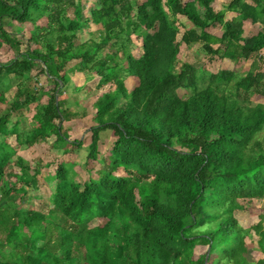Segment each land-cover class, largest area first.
Here are the masks:
<instances>
[{
  "label": "trees",
  "instance_id": "1",
  "mask_svg": "<svg viewBox=\"0 0 264 264\" xmlns=\"http://www.w3.org/2000/svg\"><path fill=\"white\" fill-rule=\"evenodd\" d=\"M177 15L194 28L180 33ZM88 23L100 25L101 41L76 42ZM216 23L220 35L209 31ZM246 23L257 32L246 34ZM133 36L141 39L137 57ZM191 44L230 61L262 56L264 0H97L87 19L75 0H0V47L9 55L0 59V264H264V212L248 230L238 222L245 203L264 198V103L241 105L227 93L263 89L264 69L220 68L199 88L208 69L177 64ZM36 67L43 88L24 78ZM73 71L108 87L96 95L88 84L76 88L94 100L88 176L61 160L46 178L47 209L24 207L40 171L17 156L23 175L7 172L16 156L7 138L82 146L63 132L78 115L62 96ZM180 90L193 93L182 98ZM108 131L114 139L103 153ZM200 245L206 252L197 253Z\"/></svg>",
  "mask_w": 264,
  "mask_h": 264
},
{
  "label": "rangeland",
  "instance_id": "2",
  "mask_svg": "<svg viewBox=\"0 0 264 264\" xmlns=\"http://www.w3.org/2000/svg\"><path fill=\"white\" fill-rule=\"evenodd\" d=\"M136 2H143L145 0H135ZM76 3H80L82 6V17L83 18H89L90 16V10L91 8L96 4L97 0H75ZM219 3H221L220 0H218ZM217 9H221V5L217 6ZM223 10L226 11V7L224 5ZM200 12H202V9L200 8ZM68 14L70 17L75 16V8H70L68 11ZM229 16V13L226 14V18ZM78 20V18H76ZM176 19L179 22L180 26V33H182L186 29L194 28V26L187 21V19L184 16L177 15ZM7 25V21L5 23V26ZM7 27V26H6ZM24 27V26H23ZM255 28V27H253ZM7 29L16 30L15 32L21 33V28L19 27H7ZM256 29V28H255ZM211 33L220 35L221 29L220 25L216 23L213 25L210 30ZM102 28L100 25L88 23L85 24L83 29L78 31L77 33V39L76 42H83L87 40L88 38H93L97 41H101V34H102ZM24 33H26V36L29 35V31L27 28H24ZM180 35L178 36V38ZM141 39L137 38V36H133V48L131 49L132 54H134L136 57L141 54ZM5 48L0 47V59L1 60H7L8 54L5 53ZM183 62H191L192 64H195L196 66H204L208 69V73L204 75V78L200 82L199 88H203L208 83V76L212 73H216L220 68L223 69H234L236 72H238L240 75L245 74L247 71L254 70V66L251 64V60L246 61H229L228 59H220L217 56L214 57H208L204 55V53L201 52V47L199 44H191L189 46H183L182 54L177 62V64L180 66ZM255 62L257 63V69L260 67V70L264 69V54L258 55L255 59ZM76 63V61H73L69 63L68 66H73ZM37 70L38 68H32L28 74L25 75L24 78H32L34 82L37 84L38 88H43L45 84V77L37 76ZM69 82L67 86L65 87L66 94L62 95L66 99V106L70 111L72 112H78V115L73 118V120L65 121L63 123V132L67 133L69 136V139L71 140H81L82 146L76 150H66L62 143L55 142L52 138L47 140L45 143H41L38 145H34L32 147H28L26 145H17L15 142V136H9L8 142L14 146V149L16 150V156L12 159L11 164L8 167L7 172H12L15 175H23V172L20 170V168L16 165L15 160L17 156L22 157L27 165L30 167L31 171L34 172L37 169L40 171V176H37L39 179L38 185L34 189H28V192H31V195L27 193V196L25 197L24 201L22 202L24 207L27 206H33L37 209H47V204L49 203V197L51 193V187L46 182V178L48 175L52 172H54L57 164L59 161L64 160L66 162H71L72 165L80 166L82 171L80 172V176L84 179L87 178V172L84 169V162L87 154V146L90 143V136L91 133L89 131V128L95 124L93 120V106L92 102H94L93 97H88V93L84 92L82 90L77 91L76 88L80 87L84 84L90 85V89L93 94H100L104 92L108 87L105 86H98V78H93L90 80H86V78L83 76L82 73L73 71L69 72ZM128 78V79H127ZM25 80V79H24ZM27 80V79H26ZM25 82V81H24ZM126 85L128 88H130L133 84L132 79L129 77H126ZM18 80H14L11 82V89L6 92V99L8 102H11L13 100L14 95L16 94V90L18 88ZM264 87V86H263ZM47 87L46 89H48ZM97 88V89H95ZM100 88V89H99ZM264 89V88H263ZM263 89L257 90L252 89L248 93H244L243 91H235L234 89H228L227 93L232 94L233 98H235L241 105L249 106V107H255L257 105L264 103V94L262 93ZM91 93V94H92ZM193 92L187 91V90H180L179 95L182 98H187L190 96ZM234 94V95H233ZM74 99H77L76 101ZM74 102V103H73ZM5 104H0V114L5 111ZM28 107H26L23 111V114H26ZM19 115V112L13 113L11 117V123L9 126L12 125V122L16 120V117ZM2 136L0 135V139ZM101 144H100V150L105 153L106 149L109 147L111 142L113 141L114 137L112 136L111 132H103L101 134ZM117 174V173H116ZM123 174V173H122ZM27 175L29 177L30 174L27 172ZM10 177V176H9ZM10 180H15V178L12 176L10 177ZM244 208L240 211L238 215V222L239 224L246 230H248L254 223H256L259 219V216L261 213L264 212V198L253 200L252 202L245 203ZM251 239L254 241L257 240L258 236L255 234H252ZM207 247L206 246H198L196 248V251L198 254H202L206 252ZM254 258L258 259L262 257L263 255L258 252L257 250L253 251Z\"/></svg>",
  "mask_w": 264,
  "mask_h": 264
},
{
  "label": "crops",
  "instance_id": "3",
  "mask_svg": "<svg viewBox=\"0 0 264 264\" xmlns=\"http://www.w3.org/2000/svg\"><path fill=\"white\" fill-rule=\"evenodd\" d=\"M221 2H223V1H227V0H220ZM228 13H230V12H228ZM234 14L232 13V15L231 16H233ZM254 26L252 25V24H249V23H246V25H245V33L246 34H249V33H252V34H255L256 32H257V27L255 26V28H253ZM255 59H256V57H254V58H252V59H249V60H251L252 62H251V64L254 66V70H257V63L255 62ZM248 60V61H249ZM253 60H254V62H253ZM230 61V60H229ZM231 62V61H230ZM258 69H260V67L258 68Z\"/></svg>",
  "mask_w": 264,
  "mask_h": 264
}]
</instances>
